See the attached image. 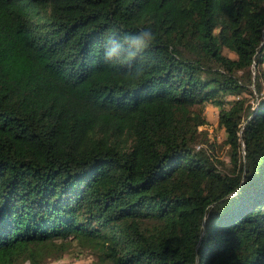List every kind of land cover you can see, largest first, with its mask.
I'll use <instances>...</instances> for the list:
<instances>
[{"label":"trees","instance_id":"trees-1","mask_svg":"<svg viewBox=\"0 0 264 264\" xmlns=\"http://www.w3.org/2000/svg\"><path fill=\"white\" fill-rule=\"evenodd\" d=\"M263 63L264 0H0V264H264Z\"/></svg>","mask_w":264,"mask_h":264},{"label":"rangeland","instance_id":"rangeland-1","mask_svg":"<svg viewBox=\"0 0 264 264\" xmlns=\"http://www.w3.org/2000/svg\"><path fill=\"white\" fill-rule=\"evenodd\" d=\"M230 56L235 57V53L226 50ZM264 66V63H263ZM257 66H253V82L257 76ZM255 89L254 83L251 85ZM244 98V103L255 102V96L252 94L245 93L241 95ZM257 96V95H256ZM234 96L230 95L229 99H233ZM219 108L213 104H208L205 107V114L208 119V124L204 125L203 131L205 138L209 141L199 142L197 146L205 147L208 152L214 157L217 165L223 170L232 169V158H231V145L226 143L227 135L224 128L219 126ZM212 143V144H211ZM66 264H101L96 261V257L91 254L87 247V241L85 237H79L76 240L70 242V247L63 257ZM56 260L46 261L45 264H53ZM24 264H34V262L28 257Z\"/></svg>","mask_w":264,"mask_h":264},{"label":"clouds","instance_id":"clouds-1","mask_svg":"<svg viewBox=\"0 0 264 264\" xmlns=\"http://www.w3.org/2000/svg\"><path fill=\"white\" fill-rule=\"evenodd\" d=\"M142 36H144V37L150 36V33L147 30H145L142 33ZM116 54H117V48L116 47H109L105 51V56L106 57H112V56H114Z\"/></svg>","mask_w":264,"mask_h":264},{"label":"built area","instance_id":"built-area-1","mask_svg":"<svg viewBox=\"0 0 264 264\" xmlns=\"http://www.w3.org/2000/svg\"><path fill=\"white\" fill-rule=\"evenodd\" d=\"M200 147V146H199ZM53 264H66L64 259H58Z\"/></svg>","mask_w":264,"mask_h":264}]
</instances>
